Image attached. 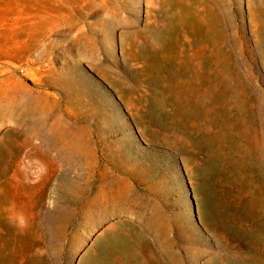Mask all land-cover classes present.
Listing matches in <instances>:
<instances>
[{
  "label": "rangeland",
  "instance_id": "374dc122",
  "mask_svg": "<svg viewBox=\"0 0 264 264\" xmlns=\"http://www.w3.org/2000/svg\"><path fill=\"white\" fill-rule=\"evenodd\" d=\"M0 264H264V0H0Z\"/></svg>",
  "mask_w": 264,
  "mask_h": 264
},
{
  "label": "bare ground",
  "instance_id": "6f19581e",
  "mask_svg": "<svg viewBox=\"0 0 264 264\" xmlns=\"http://www.w3.org/2000/svg\"><path fill=\"white\" fill-rule=\"evenodd\" d=\"M24 114H25V112H24ZM45 142V143H44ZM39 145L41 146V147H44L45 148V152H52L53 150H51V148H52V141L50 140V139H48V140H45V141H41L40 143H39ZM107 230V229H106ZM105 230V231H106Z\"/></svg>",
  "mask_w": 264,
  "mask_h": 264
},
{
  "label": "clouds",
  "instance_id": "9594fccd",
  "mask_svg": "<svg viewBox=\"0 0 264 264\" xmlns=\"http://www.w3.org/2000/svg\"><path fill=\"white\" fill-rule=\"evenodd\" d=\"M19 224L22 226L24 224V220L23 218L21 217L20 220H19Z\"/></svg>",
  "mask_w": 264,
  "mask_h": 264
}]
</instances>
